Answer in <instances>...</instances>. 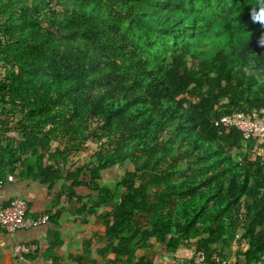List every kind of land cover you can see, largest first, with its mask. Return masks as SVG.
I'll return each mask as SVG.
<instances>
[{"label":"trees","instance_id":"16d2710c","mask_svg":"<svg viewBox=\"0 0 264 264\" xmlns=\"http://www.w3.org/2000/svg\"><path fill=\"white\" fill-rule=\"evenodd\" d=\"M255 3L0 0V172L81 186L115 170L89 198L116 208L113 237L264 264V155L214 125L264 115Z\"/></svg>","mask_w":264,"mask_h":264},{"label":"crops","instance_id":"0c3cea01","mask_svg":"<svg viewBox=\"0 0 264 264\" xmlns=\"http://www.w3.org/2000/svg\"><path fill=\"white\" fill-rule=\"evenodd\" d=\"M111 171L105 172L106 183L73 186L26 178L18 168L3 169L0 206L21 198L28 203L29 216L48 214L50 221L45 226L15 234L0 230V264H137L139 261L184 264L192 259L193 246L183 245L176 252L168 253L154 239L143 238L141 232L134 229L129 233L125 228L122 235L113 237L115 221L108 217V211L114 215L116 208L96 207L92 202L96 199H89L95 195L94 186L114 185L118 173ZM18 244L35 245L36 251L22 260L17 259L13 250Z\"/></svg>","mask_w":264,"mask_h":264},{"label":"built area","instance_id":"2783aa9c","mask_svg":"<svg viewBox=\"0 0 264 264\" xmlns=\"http://www.w3.org/2000/svg\"><path fill=\"white\" fill-rule=\"evenodd\" d=\"M214 125L222 128H236L246 140L258 142L261 153L264 155V115L254 111L250 113L240 112L225 115L214 121ZM3 184L4 181L0 180V187ZM28 208V203L21 198H15L7 206H0V230L8 234H15L20 230L39 228L48 224L50 221L48 214L31 217L28 215ZM35 251V245L18 244L14 247L13 256L22 260L24 256L33 254ZM143 264L150 263L145 262ZM184 264H228V262L217 254L208 258L203 251H197L193 258L185 261Z\"/></svg>","mask_w":264,"mask_h":264},{"label":"clouds","instance_id":"9594fccd","mask_svg":"<svg viewBox=\"0 0 264 264\" xmlns=\"http://www.w3.org/2000/svg\"><path fill=\"white\" fill-rule=\"evenodd\" d=\"M250 18L253 23L264 26V0H256V3L251 5ZM258 43L264 47V34L260 36Z\"/></svg>","mask_w":264,"mask_h":264},{"label":"rangeland","instance_id":"374dc122","mask_svg":"<svg viewBox=\"0 0 264 264\" xmlns=\"http://www.w3.org/2000/svg\"><path fill=\"white\" fill-rule=\"evenodd\" d=\"M111 172H117V171H113V170H112ZM117 179H118V178H115L114 182H116Z\"/></svg>","mask_w":264,"mask_h":264}]
</instances>
